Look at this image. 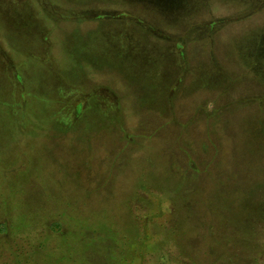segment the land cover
Listing matches in <instances>:
<instances>
[{"label":"rangeland","instance_id":"374dc122","mask_svg":"<svg viewBox=\"0 0 264 264\" xmlns=\"http://www.w3.org/2000/svg\"><path fill=\"white\" fill-rule=\"evenodd\" d=\"M0 264H264V0H0Z\"/></svg>","mask_w":264,"mask_h":264},{"label":"trees","instance_id":"16d2710c","mask_svg":"<svg viewBox=\"0 0 264 264\" xmlns=\"http://www.w3.org/2000/svg\"><path fill=\"white\" fill-rule=\"evenodd\" d=\"M183 86V85H182ZM181 86V87H182ZM174 98V97H173ZM175 100V99H174ZM172 105V104H171ZM232 105H233V103H232ZM173 106L175 107L176 106V103L175 104H173ZM175 113H176V111H175ZM177 114V113H176ZM167 123H169V121H167ZM189 125V124H188ZM185 125H183V127H184ZM182 137V136H181ZM180 137V138H181ZM218 151V150H217ZM197 163L196 162H193V164L189 167V168H193V169H195V170H197V169H199V167H198V165H196Z\"/></svg>","mask_w":264,"mask_h":264}]
</instances>
